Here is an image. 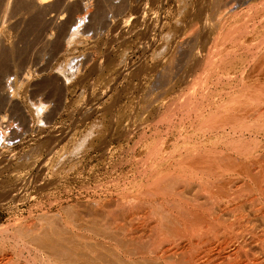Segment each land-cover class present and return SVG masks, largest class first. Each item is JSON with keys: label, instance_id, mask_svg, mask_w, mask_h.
<instances>
[{"label": "rangeland", "instance_id": "374dc122", "mask_svg": "<svg viewBox=\"0 0 264 264\" xmlns=\"http://www.w3.org/2000/svg\"><path fill=\"white\" fill-rule=\"evenodd\" d=\"M37 1L0 0V264H33L38 244L46 249L56 240L61 247L71 246L66 239L84 250L87 242L107 247L103 235L113 227L131 228L139 248L171 244L164 254L172 264L194 251V259L212 256L205 264H264V128L239 131L237 116L253 94L260 103L248 100L264 112V0ZM250 102H243L246 116ZM259 112L242 123L261 124ZM239 144L249 146L246 153H238L245 149ZM197 146L216 147L224 171L231 168L214 193L222 196L220 212L172 168ZM126 199L138 205L121 208ZM207 205L210 221L185 219L189 230L209 227L198 242L162 213H199ZM215 212L220 227L209 216ZM149 219L161 222L154 245L147 242ZM102 247L98 255H110Z\"/></svg>", "mask_w": 264, "mask_h": 264}, {"label": "bare ground", "instance_id": "6f19581e", "mask_svg": "<svg viewBox=\"0 0 264 264\" xmlns=\"http://www.w3.org/2000/svg\"><path fill=\"white\" fill-rule=\"evenodd\" d=\"M37 2H39V3H42V2H44V0H38ZM259 4V3H258ZM264 4V3H263ZM262 4V5H263ZM254 6V5H253ZM261 6V5H260ZM230 7V6H229ZM259 7V6H258ZM261 8V7H260ZM256 10V9H255ZM221 14V13H220ZM252 14V13H251ZM260 20V19H259ZM262 26V25H261ZM232 27V26H231ZM239 27H241V25L239 26ZM230 34V33H229ZM264 38V37H263ZM259 40H260V38H259ZM238 41V40H237ZM257 41V40H256ZM246 45V44H245ZM263 49V48H262ZM260 52V51H259ZM262 54V53H261ZM258 55V54H257ZM260 55V54H259ZM261 56V55H260ZM258 58H259V56H258ZM257 60V59H256ZM258 66V65H257ZM168 67V66H167ZM166 69V68H165ZM244 69V68H243ZM262 69V68H261ZM262 71V70H261ZM242 73V72H241ZM257 74H258V72H257ZM264 74V73H263ZM166 75H167V73H166ZM173 75V74H172ZM163 77H164V74H163ZM173 77V76H172ZM233 78V77H232ZM165 79V78H164ZM172 80V79H171ZM163 83V82H162ZM242 83V82H241ZM241 83H240V85H241ZM263 83V82H262ZM260 84V83H259ZM161 85V84H160ZM249 89V88H248ZM247 89V90H248ZM256 89H258V87L256 88ZM242 91V90H241ZM254 91H255V88H254ZM193 92V91H192ZM263 92H264V90H263ZM252 93V92H251ZM257 93H259V92H257ZM256 93V94H257ZM192 94V93H191ZM264 94V93H263ZM202 95V94H201ZM241 95V94H240ZM251 95V94H250ZM252 96H254V97H246L245 98V101H242V103L241 104H243V105H241L240 104V106H241V108H240V113L239 112H237V113H239V114H241V115H237L238 116V118H240V119H243L244 120V118L245 117H250L249 119H251V118H254V116H256V118H258L257 116H258V114H257V112H259V111H257V107L259 106L258 104H257V102L255 103V102H253L252 103V100H248V98H254V99H257L258 101H259V99L261 98H259V97H257L255 94H253ZM259 96V95H258ZM256 97V98H255ZM259 98V99H258ZM264 99V98H263ZM192 100V99H191ZM229 100V99H228ZM241 100H244V99H241ZM250 102V103H252L251 105H250V103H249V105L250 106H252L251 108H250V110H246L247 112H249V113H247V116L246 115H244V114H246L245 113V108H247L248 106L246 105V103L244 104L243 102ZM254 101V100H253ZM263 101V100H262ZM188 102H191V101H188ZM231 102V101H230ZM239 102V101H238ZM240 103V102H239ZM259 103H260V101H259ZM188 104V103H187ZM196 105V104H195ZM227 105V104H226ZM230 106V105H229ZM244 106H247V107H244ZM261 106V105H260ZM261 107H263V106H261ZM181 108H183V107H181ZM222 108V107H221ZM232 109V108H231ZM230 109V110H231ZM261 109V108H260ZM227 110H228V108H227ZM237 111H238V109H237ZM250 111H252L251 113H250ZM189 112V111H188ZM198 112V111H197ZM221 112V111H220ZM227 112V111H226ZM235 112V111H234ZM263 114H261L260 112H259V114H260V117L261 116H263V118H261L262 120H260V122H262L261 124H255L256 122H255V120L253 121V120H251V121H253V123L251 122V124H247V122L245 123V124H243L242 123V121L243 120H241V123H240V120H239V122L238 123H240L239 125L241 126V127H238V128H241V130H239V131H242V130H249L251 127L252 128H256L257 127V129L258 128H261V129H263L264 128V112H262ZM227 114V113H226ZM231 113H229V115H230ZM255 114H257V115H255ZM228 115V114H227ZM234 115V114H233ZM232 115V116H233ZM203 116V115H202ZM201 116V117H202ZM210 116V115H209ZM213 117H215V116H213ZM216 117H220V116H216ZM225 117L226 116H224V119H219L220 121L219 122H221V121H223L222 122V125L224 124V122L227 120H225ZM229 117V116H228ZM241 117H243V118H241ZM208 119V118H207ZM205 120V119H204ZM155 121V120H154ZM211 121V120H210ZM213 121V120H212ZM228 121V120H227ZM227 121H226V123H227ZM232 121V120H231ZM257 121V120H256ZM189 122V121H188ZM255 122V123H254ZM214 123H216L217 124V122L215 121ZM234 123H235V121H234ZM250 123V122H249ZM213 123H211L210 124V126L212 125ZM216 124L215 125H213V126H216ZM231 124H232V122H231ZM237 124V123H236ZM243 124V125H242ZM247 124V125H246ZM227 125V124H226ZM226 125H225V127H226ZM238 125V124H237ZM232 126H234V125H232ZM231 126V127H232ZM209 127V126H208ZM235 127V126H234ZM169 128V127H168ZM206 128V127H205ZM237 128V127H236ZM218 128H216V130H217ZM220 129H221V127H220ZM260 129V130H261ZM201 130V129H200ZM211 130V129H210ZM226 130V129H225ZM232 130H233V127H232ZM259 130V129H258ZM223 131H224V129H223ZM234 131H235V128H234ZM263 131V130H262ZM211 132V131H210ZM166 133V132H165ZM181 133V132H180ZM209 133V132H208ZM232 133V132H231ZM250 133V132H249ZM200 134V133H199ZM242 134V133H241ZM208 135V134H207ZM198 136V135H197ZM224 136V135H223ZM183 139V138H182ZM196 141V140H195ZM246 141V140H245ZM251 141V140H250ZM161 143V142H160ZM186 143V142H185ZM254 143H256V142H254ZM224 144V143H223ZM241 144V143H240ZM240 144H239V146H240ZM213 145V144H212ZM247 145V144H246ZM246 145H244V144H242L240 147H242V146H244V148L245 149H243V147L242 148H240L239 149V154L241 153L242 154V152L243 153H246V148L248 149L249 148V146H246ZM202 146H204V145H202ZM225 146V145H224ZM264 146V145H263ZM158 147V146H157ZM156 147V148H157ZM205 147V146H204ZM199 148L198 146L197 147H195V149L194 148H192V149H194L193 150V152L194 153H192V151L190 152V150H189V152L187 153L186 151V155H181V157H179L178 159H175L176 157L175 156H172L174 153L176 154V153H178V152H173L172 153V155H171V157H174L173 159H175L174 160V162L172 163L171 161V163L173 164H170V165H172L173 167V170L175 169L176 170V173H178L179 174V176H180V178H181V180H183L184 182L183 183H185V184H187V185H191V184H193L194 185V183H195V185L197 184V186H198V190H200V192L202 193V194H200V195H203V193H204V195L206 196V198H207V201H209L208 202V204H209V206L211 205H214V206H217L218 207V209H219V206H220V199H222L221 197L222 196H220L219 194H216V195H214V193L215 192H217V191H219L221 188H222V186H224L225 185V183H223L224 185H222V178H223V176L225 175L224 173L225 172H227L228 170H230L231 168H228V170H226V171H224V168L225 169H227L226 168V165H225V167H224V163H226L225 162V160L224 159H226V158H224L225 156H223L224 154H222V152H220V151H217L218 149H216L215 150V148L214 149H212V147L211 148H209V149H206V148ZM252 148H253V146H251ZM258 147V146H257ZM159 148V147H158ZM220 148V147H219ZM234 148H236V144H235V147ZM239 148V147H238ZM238 148H236L237 150H238ZM191 149V150H192ZM156 150V149H155ZM241 150V151H240ZM243 150V151H242ZM252 150H254V149H252ZM196 151L198 152V153H196ZM161 152V151H160ZM183 152V151H182ZM249 153L250 154H252V151L250 152L249 151ZM248 153V154H249ZM168 154V155H169ZM184 154V153H183ZM169 155V156H170ZM177 155V154H176ZM231 155V154H230ZM240 156V155H239ZM246 156V155H245ZM164 158V157H163ZM169 158V157H168ZM167 158V159H168ZM147 159V158H146ZM170 160H171V158H169ZM168 159V160H169ZM180 159V160H179ZM230 160H232V159H230ZM253 160V159H252ZM255 160V159H254ZM238 161V160H237ZM169 162V161H168ZM246 162V161H245ZM228 163V162H227ZM231 162H229V164H230ZM254 163V162H253ZM161 164V163H160ZM175 164V165H174ZM228 164V165H229ZM239 164V163H238ZM153 165H154V163H153ZM227 165V166H228ZM238 166V165H237ZM261 166V165H260ZM255 167H256V165H255ZM257 168V167H256ZM168 170V169H167ZM166 170V171H167ZM170 170H172V169H170ZM235 170V169H234ZM252 170H254V169H252ZM251 170V171H252ZM164 171V170H163ZM233 171V170H232ZM236 171V170H235ZM246 171V170H245ZM260 171H262V170H260ZM173 172V171H172ZM171 172V173H172ZM175 172V171H174ZM230 172V171H229ZM248 172H250V171H248ZM176 173H174V174H176ZM246 173V172H245ZM166 174V173H165ZM168 174H170V172L168 171V173H167V175ZM173 173H172V175H174ZM224 174V175H223ZM161 175H164V173L163 174H161ZM161 175L159 174V176H157V177H161ZM171 175V176H172ZM263 175V174H262ZM166 176V175H165ZM170 176V177H171ZM176 176V175H175ZM234 176V175H233ZM251 176V175H250ZM261 176V175H260ZM168 177V176H167ZM166 177V178H167ZM169 177V178H170ZM173 177V176H172ZM155 179H156V177H155ZM163 179H164V177H163ZM176 179V178H175ZM175 179H174V181H175ZM224 179V178H223ZM262 179V178H261ZM156 181H158V179L156 180ZM261 181V180H260ZM171 182V181H170ZM169 182V183H170ZM172 182H173V179H172ZM252 182H254V181H252ZM156 183V182H155ZM155 183H154V185H155ZM232 183V182H231ZM167 184V183H166ZM174 184V183H173ZM181 184V183H180ZM150 185V184H149ZM171 185V184H170ZM175 185H178V184H176L175 183ZM146 186V185H145ZM144 186V187H145ZM152 186L153 185H151L150 186V188H152ZM164 186V185H163ZM192 186V185H191ZM263 186V185H262ZM165 187V186H164ZM166 187H168V186H166ZM179 187V186H178ZM183 187H184V185H183ZM148 188V187H147ZM153 188H155V186L153 187ZM170 188V187H169ZM176 188V187H175ZM193 188V187H192ZM191 188V189H192ZM229 188V187H228ZM259 188V187H258ZM171 189V188H170ZM149 190V189H148ZM151 190V189H150ZM161 190V189H160ZM159 190V191H160ZM162 190H165V189H162ZM183 190V189H182ZM197 190V191H198ZM215 190H217V191H215ZM223 190V189H222ZM144 191V190H143ZM212 191H214V192H212ZM152 192V191H151ZM164 192V191H163ZM199 192V191H198ZM199 192V193H200ZM220 192V191H219ZM238 192V191H237ZM261 193H262V191H260ZM146 193V192H145ZM162 193V192H161ZM169 193H171V192H169ZM150 193H148V195H149ZM164 194V193H163ZM135 195V194H134ZM165 195V194H164ZM178 195V194H177ZM199 195V194H198ZM150 196V195H149ZM134 197V196H133ZM136 197V196H135ZM168 197V196H167ZM178 197H179V195H178ZM203 197V196H202ZM150 198V197H149ZM197 198H199V197H197ZM201 198V197H200ZM117 199V198H116ZM115 199V200H116ZM129 199V198H128ZM128 199H126L127 201H122V202H120L121 203V208H122V206H124V207H127V206H130V205H138V202L135 204V202L136 201H134V202H132V200H128ZM131 199H134V198H131ZM158 199V198H157ZM178 199V198H177ZM196 199V198H195ZM114 200V201H115ZM197 200V199H196ZM119 201V200H118ZM139 201V200H138ZM163 201V200H162ZM165 201V200H164ZM163 201V202H164ZM170 201V200H169ZM168 201V202H169ZM187 201V200H186ZM223 201V200H222ZM162 202V203H163ZM165 202H167V201H165ZM159 203H161V201L159 202ZM177 203H178V201H177ZM185 203V202H184ZM189 203V202H188ZM164 204V203H163ZM198 204H199V202H198ZM203 204V203H202ZM161 205V204H160ZM179 206H180V204H178ZM188 205H190V204H188ZM200 205V204H199ZM206 205V204H205ZM259 205H260V203H259ZM147 206V205H146ZM157 206V205H156ZM194 206V205H193ZM213 206V209L214 208H217V207H214ZM123 207V208H124ZM176 207V206H175ZM200 207H201V205H200ZM260 207V206H259ZM258 207V209H260ZM104 208V207H103ZM139 208V207H138ZM177 208H178V206H177ZM211 208V207H210ZM120 209V208H119ZM130 209V208H129ZM149 209V208H148ZM161 209V208H160ZM164 209V210H163ZM162 209V213H165V215H166V218H167V220L169 221V223L171 224L170 226H172L173 225V227H175L174 225L176 224V222H177V224H179L180 225V229L178 230V232H182L184 235H187L188 237L189 236H194L196 239H197V242L198 241H201V238H203L204 239V234H206V233H209V227H207L206 226V228H204V230H201L200 229V227H198V228H193V229H191V230H189L190 229V224H189V229L187 228V226H188V222H185V219L186 218H189V216L190 215H195L196 216V218L198 217L197 215H200L199 217H200V219H201V221L202 222H204V220H205V222H206V220L207 221H210V218L209 217H207V213L209 214L210 213V211H211V209H209V207H208V205H207V207H205V209H203L202 211L200 210V212L198 213V212H194V211H187V212H183V211H181L182 210V208H180L179 210L180 211H178L177 210V212H175V211H173L172 209H169V208H163ZM200 209H202V208H200ZM262 209V208H261ZM187 210V209H186ZM197 209H195V211H196ZM205 210L206 211H208L209 210V212H205ZM226 210V209H225ZM99 211H100V209H99ZM135 211H136V209H135ZM145 211V210H144ZM161 210H159V212H160ZM223 211H224V209H223ZM255 211H256V209H255ZM194 214H193V213ZM219 212H220V209H219ZM219 212L217 213V212H215L214 213V215H209V216H212L211 217V219H212V221H214L215 222V224H218V226L220 225V222L219 221H221L220 220V217H221V215L219 214ZM259 211L257 210V213H258ZM261 212V211H260ZM130 213V212H129ZM138 213V212H137ZM221 213H223V212H221ZM123 214V213H122ZM126 214H127V212H126ZM125 214V215H126ZM149 214V213H148ZM211 214V213H210ZM263 214V213H262ZM120 215V214H119ZM140 215V214H139ZM158 215V214H157ZM160 215V214H159ZM240 215L241 214H239V215H237L236 217L237 218H240ZM101 216V215H100ZM114 216V215H113ZM147 216V215H146ZM149 216V215H148ZM154 216V215H153ZM263 216V215H262ZM99 217V216H98ZM117 217V216H116ZM138 217V216H137ZM151 217V216H150ZM149 217V218H150ZM156 217V216H155ZM191 217V216H190ZM194 217V216H193ZM207 217V218H206ZM236 217H235V219H236ZM147 218V217H146ZM154 218V217H153ZM234 218V217H233ZM119 219V218H118ZM171 219V220H170ZM194 219V218H193ZM204 219V220H203ZM135 220V219H134ZM146 220V219H145ZM144 220V221H145ZM191 220V219H190ZM241 220V219H240ZM77 221V220H76ZM123 221V220H122ZM167 221V222H168ZM192 221V220H191ZM190 221V222H191ZM194 221V220H193ZM192 221V222H193ZM197 221V220H196ZM199 221V220H198ZM235 221V220H234ZM242 221V220H241ZM105 222V221H104ZM129 222V221H128ZM164 222V221H163ZM172 222H173V224H172ZM87 223V222H86ZM101 223V222H100ZM159 223H161V222H159ZM157 221L155 222V221H150V219H149V223H147L146 224V230H149L148 232H147V234H148V236L150 237V239L149 240H151V241H147L148 243H150V242H152V244L153 243H155V242H157L158 240H160V235H162V232H160V230H159V225H161V224H159ZM166 223V222H165ZM74 224V223H73ZM105 224V223H104ZM126 224V223H125ZM176 224V225H177ZM192 224V223H191ZM198 224V223H197ZM207 225L209 224V222H207L206 223ZM214 224V225H215ZM98 225H100V224H98ZM133 225V224H132ZM141 225V224H140ZM165 225V224H164ZM166 225H168V223L166 224ZM199 225V224H198ZM202 225V224H201ZM212 225V224H211ZM222 225V224H221ZM73 226V225H72ZM71 226V227H72ZM80 226V225H79ZM89 226V225H88ZM95 226V225H94ZM114 226V225H113ZM118 226H119V224H118ZM122 226V225H121ZM125 226V225H124ZM142 226V225H141ZM169 226V227H170ZM209 226V225H208ZM261 226V225H260ZM70 227V228H71ZM76 227V226H75ZM74 227V228H75ZM90 227V226H89ZM99 227V226H98ZM192 227V226H191ZM202 227V226H201ZM216 227V226H215ZM220 227V226H219ZM73 228V229H74ZM92 228V227H91ZM121 228V227H120ZM129 228V227H128ZM172 227H170L169 229H171ZM72 229V228H71ZM110 229V228H109ZM131 229V228H130ZM130 229L128 230V231H126V228L124 229V232H120L119 230H117L116 228H114L113 227V229L111 230L110 229V233L111 234H109V232L108 231H106V232H108L107 234H106V232H104L105 233V235H103V231H100V230H97V232L98 231H100L101 232V234L103 235V237H105V238H107L108 239V242H110V243H108L109 244V246H111L112 248H110L109 246H107V247H104V245H103V247H104V250H106V251H108L107 252V254L109 253L110 255H106L104 252V254L105 255H101V254H99L98 255V253H99V248H101L102 246H100L99 244H100V242L98 243V244H96L97 243V241H95V244L96 245H99V246H96V247H93V246H95L94 244H92V242H91V244H90V246H88L89 244H88V242L87 243H85L86 244V248L87 247H89V248H92V250L94 251L95 249H93V248H96L97 250H95L94 252L95 253H97V255L95 254V255H92L93 253H91V250L89 249V253H91V254H88V252H86V248H85V250L83 249L84 247H81L80 245H82V244H80V242L78 243V241L76 242V241H74V243H75V245H73L72 246V242H73V239H66V240H68V241H65V242H69V240H72V242L70 241V243H69V245H71V246H67L66 245V243H65V246L64 247H61V246H55L56 244H54V243H58L57 242V240H56V242H53V243H50L49 245L47 244V248L45 249V247H46V245H45V247L43 246V250H45V251H42V253H40V254H38V250L39 249H41V248H39V244H38V250H36L37 251V254L36 255H33L32 256V258L30 259L31 260V262L33 263V264H172V260H171V253H168V255L167 254H164V253H167L166 252V249H168V247L171 245H169L166 249H162L161 247L159 248V246L162 244V242H160L159 243V245H157V248L158 249H156V247H155V245L153 246V249H151L150 247H152V246H149L148 247V245H146L144 242V244L147 246V249L146 250H142L143 248H145L143 245V247H140L139 248V245H133V243L136 241V237L134 236L135 234L133 233V235L130 233ZM133 229V228H132ZM188 229V230H187ZM213 229V228H212ZM216 229H218V228H216ZM90 230V229H89ZM108 230V229H107ZM145 230V229H144ZM145 230V231H146ZM163 230H166V232H167V230L168 229H166V227H165V229L163 228ZM173 230V229H172ZM174 230H176V229H174ZM173 230V231H174ZM64 231V230H63ZM113 231V232H112ZM122 231V230H121ZM138 231V230H137ZM170 231L171 230H168V232L170 233ZM253 231V230H252ZM66 232V231H65ZM77 232V231H76ZM91 232H92V229H91ZM93 232H94V230H93ZM96 231H95V235H97L98 233H97ZM129 232V233H128ZM165 232V231H164ZM172 232V231H171ZM175 232V231H174ZM177 232V231H176ZM215 232H217V230H215ZM85 233V232H84ZM97 233V234H96ZM136 233V232H135ZM218 233V232H217ZM64 234V233H63ZM71 234V233H70ZM81 235H83L82 233H80ZM100 234V233H99ZM181 234V233H180ZM246 234V233H245ZM254 234H255V232L253 233V236H254ZM81 235H79V236H81ZM141 235H143V234H140V236ZM168 235V234H167ZM171 235V234H170ZM184 235H182L181 234V237L182 236H184ZM210 235H211V232H210ZM244 235V234H243ZM71 236H74V235H71ZM76 236V235H75ZM139 236V235H138ZM148 236H147V239H148ZM171 236H174V235H171ZM180 236V235H179ZM242 236V235H241ZM252 236V237H253ZM54 237V236H53ZM82 237V236H81ZM87 237H89V236H87ZM100 237H102V236H100ZM252 237H250V238H252ZM260 237V236H259ZM262 237V236H261ZM75 238V237H74ZM92 238V237H91ZM94 238V237H93ZM99 238V237H98ZM139 238L140 237H138V240H139ZM142 238V237H141ZM170 239V241H171V238L172 237H169ZM206 238H208L207 236H206ZM205 238V239H206ZM17 239V238H16ZM61 239V238H60ZM82 239V238H81ZM173 239H174V237H173ZM181 239V238H180ZM184 239V238H183ZM239 239V238H238ZM244 239V238H243ZM254 239H256V241H257V238H255V236H254ZM253 239V240H254ZM262 239H264V237H262ZM262 239H260L261 240V242H262ZM94 240V239H93ZM92 240V241H93ZM100 240V239H99ZM137 240V241H138ZM176 240V239H175ZM188 240V239H187ZM192 239L190 238V240L189 241H191ZM217 240V239H216ZM233 240V239H232ZM236 241H238L237 239H235ZM252 240V241H253ZM259 240V241H260ZM40 241V240H39ZM47 241H49V239L47 240ZM51 241V240H50ZM60 241H62V240H60ZM59 241V242H60ZM79 241H80V239H79ZM89 241V240H88ZM163 241V240H162ZM241 241H242V239H241ZM255 241V240H254ZM255 241V242H256ZM258 241V242H259ZM38 242V241H37ZM36 242V243H37ZM42 242H44V241H42ZM107 242V241H106ZM140 242V241H139ZM206 242V241H205ZM211 242V241H210ZM209 242V243H210ZM261 242H259V244L261 243ZM76 243L77 244H79V248H77L76 246ZM82 243V242H81ZM147 243V244H148ZM165 243V242H164ZM202 243V246L204 247V242H201ZM208 243V244H209ZM216 243V242H215ZM60 244H62V243H59V245ZM84 244V243H83ZM88 244V245H87ZM103 244V242L101 241V245ZM107 244V245H108ZM111 244V245H110ZM137 244H139L138 242H137ZM151 244V243H150ZM156 244H158V243H156ZM169 244V243H168ZM197 245V243H196V241L194 242V245ZM241 244V243H240ZM58 245V244H57ZM63 245H64V243H63ZM133 245V246H132ZM176 245V244H175ZM201 245V244H200ZM211 244H209L208 246H210ZM213 245V244H212ZM211 245V246H212ZM217 245H219V247L218 248H220L221 247V244H217ZM244 245V244H243ZM173 246V245H172ZM189 246V245H188ZM192 246H193V244H192ZM198 246H199V244H198ZM197 246V247H198ZM260 246V245H259ZM263 246V245H262ZM261 246V247H262ZM37 247V246H36ZM97 247H99V248H97ZM102 247V248H103ZM192 248V250L194 251L195 249H198V248ZM35 248V247H34ZM82 248V249H81ZM106 248V249H105ZM170 248V247H169ZM200 248V247H199ZM204 248H207L206 246L204 247ZM204 248H202V249H204ZM223 248V247H222ZM260 248V247H259ZM37 249V248H36ZM41 249V250H42ZM155 249V250H154ZM211 249H213V247L211 248ZM217 249V248H216ZM245 249V248H244ZM262 249H263V247H262ZM261 249V250H262ZM101 251L100 252H102V250L103 249H100ZM103 250V251H104ZM153 250H154V253L151 255V251L153 252ZM183 250V249H182ZM191 250V249H190ZM208 250H210V249H208ZM260 250V249H259ZM264 250V249H263ZM263 250H262V252H263ZM35 251V252H36ZM87 253H85V252ZM92 251V252H93ZM105 251V252H106ZM165 251V252H164ZM168 251V250H167ZM192 251V252H193ZM198 251H201L200 249L198 250ZM213 251V250H212ZM183 253V251H180V253ZM206 252V251H205ZM209 252H211V251H209ZM217 252V251H216ZM218 252H220L219 254H222L223 252H221V249H220V251H218ZM217 252V253H218ZM261 252V253H262ZM147 253H149V256H148V254ZM181 253V254H182ZM194 253V254H193ZM192 254H191V257H189V258H187V256L188 255H186V258L187 259H184L183 257H182V259L184 260V262L182 261V262H180L179 260V263L178 264H180V263H185V264H189V263H192L193 262V259H194V257L193 256H195V251L193 252ZM201 253V252H200ZM20 254V253H19ZM147 254V255H146ZM176 254V253H175ZM206 254H208V252L207 253H204V255H203V253H202V255L200 254L198 257H196L194 260H195V262L197 261V262H199V261H201V264H205V262L209 259V258H211L212 260H213V258H212V256L211 257H209L208 258V256L206 255ZM210 254V253H209ZM190 255V254H189ZM217 255V254H216ZM30 256V255H29ZM220 256V255H219ZM173 257V256H172ZM174 257H175V259H176V257H179V256H176V255H174ZM215 257V256H214ZM206 258H207V260H206ZM217 258V257H216ZM220 258H221V256H220ZM174 259V261L173 262H176V260L178 259H176L175 260ZM181 259V260H182ZM212 260H210V261H212ZM214 260H216V259H214ZM219 260V259H218ZM217 261V260H216ZM196 262V263H197ZM218 262V261H217ZM220 263H221V261H219ZM218 262V263H219ZM260 262V261H259ZM20 263V262H19ZM196 263H194V264H196ZM212 264H213V262H211ZM211 263H206V264H211ZM217 263V264H218ZM18 264V263H17ZM216 264V263H215ZM261 264V263H260Z\"/></svg>", "mask_w": 264, "mask_h": 264}]
</instances>
